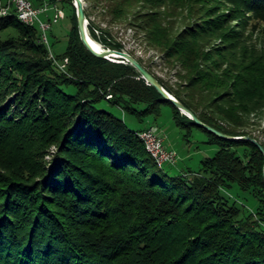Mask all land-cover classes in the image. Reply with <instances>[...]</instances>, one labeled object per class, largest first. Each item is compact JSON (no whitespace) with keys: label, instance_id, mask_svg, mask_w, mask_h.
Instances as JSON below:
<instances>
[{"label":"trees","instance_id":"obj_1","mask_svg":"<svg viewBox=\"0 0 264 264\" xmlns=\"http://www.w3.org/2000/svg\"><path fill=\"white\" fill-rule=\"evenodd\" d=\"M71 1L76 35L57 57L69 59L65 71L37 26L0 8V264H264L262 151L197 125L132 64L93 55ZM110 1L106 8L122 18L135 3L159 9L167 0ZM226 1L238 12L234 18L264 20V0ZM209 11L179 40L153 10L149 40L192 72L209 59L200 40L234 19L222 9ZM88 27L92 37L122 50L109 30L98 38L94 22ZM9 29L19 36L3 38ZM254 59L230 62L220 75L196 67L185 96L138 60L203 122L264 145L249 131V116L264 109V67L256 69L264 59ZM104 103L139 122L169 105L180 128L198 127L220 148L194 176L171 163L160 167L139 137L143 128H132Z\"/></svg>","mask_w":264,"mask_h":264},{"label":"rangeland","instance_id":"obj_2","mask_svg":"<svg viewBox=\"0 0 264 264\" xmlns=\"http://www.w3.org/2000/svg\"><path fill=\"white\" fill-rule=\"evenodd\" d=\"M38 1H42V4L57 6L64 11V17L58 23H54L52 29L48 32L50 41L48 47L57 68L60 71H65L69 59L65 58L62 61L57 57L65 53L69 35H76L73 1L57 0L53 3L50 0ZM182 1L183 3L176 0H167L160 5L159 9H154L153 5H147L144 1H141L130 6L122 18H115L110 10L106 8L111 3L110 0H84V4L89 11L88 25L89 22H94L97 27L96 34L98 38L102 36V29L109 30L114 42L120 44L122 50L129 52L137 59H142L149 69L161 78L168 87L181 93L182 96H185L188 87L192 86L195 78L193 74L197 68L205 72L210 69L216 75H220V72L230 62L233 64V62L243 61L249 65L255 60L254 58L262 57L264 59V20L252 17L242 21L238 17L234 18L233 16L238 15V12L235 11L234 5L226 0ZM3 2L7 4V0H3L2 3L0 0V6H6ZM152 2L150 1V4ZM210 8L222 9V11H219L220 13H230L228 18L234 19L230 21L226 28L200 40V48L204 53L207 52L204 58L208 57L209 59L199 60L192 72L182 61H178L176 58L170 59L162 49L149 40L148 35L151 27L149 28L148 25L151 19L148 14L151 11H159V15H161L159 20L167 29L169 26L173 28L175 38L180 40L182 36L184 37L188 33L187 27L188 29L192 28L206 15L212 13L209 11ZM1 35L3 38L8 36L18 37L19 32L15 29H9ZM92 38L103 47H108L100 40ZM218 57L220 58L218 59L220 65L216 67L214 64L216 63L215 59ZM66 59H68L67 62ZM262 66L264 67V60L256 63V69ZM256 69L252 70L258 71ZM108 90L111 92V88ZM106 97L111 98L112 94L109 93ZM100 105L122 116L129 126L134 129L143 128L142 131H144L154 127L157 128V131L164 137L165 144L178 152V160L173 165L179 170L191 171V176H194L195 173L193 174V172L200 168L203 159L214 156L220 148L219 145L207 143L208 136L200 128L193 127L191 133H188L187 129L180 128L174 121L172 107L169 105H164L160 116H149L144 122L137 121L133 115L127 113L120 106L112 107L107 103ZM249 118H251V123H254L249 127L250 133L260 141H264V109H261L259 113H252ZM147 126L148 128H144Z\"/></svg>","mask_w":264,"mask_h":264},{"label":"water","instance_id":"obj_3","mask_svg":"<svg viewBox=\"0 0 264 264\" xmlns=\"http://www.w3.org/2000/svg\"><path fill=\"white\" fill-rule=\"evenodd\" d=\"M74 4L77 10V23L80 33L81 40L85 47L95 56L99 58H105L112 60L114 62L130 63L132 64L141 74L142 78L146 80L149 85L154 86L157 91L168 101L172 102L176 107H178L183 113L191 117L195 123L209 132L215 134L216 136L228 139V140H249L253 142L264 154V145L253 137L243 135V136H232L229 135L214 126L203 122L189 107H187L183 102H181L177 97L170 93L158 80V78L150 72L135 56L130 54L125 50H118L110 47H104L99 50L93 43L91 38L88 18L85 11L84 0H74ZM117 58H114V57ZM112 57V58H111ZM115 59V60H113Z\"/></svg>","mask_w":264,"mask_h":264},{"label":"built area","instance_id":"obj_4","mask_svg":"<svg viewBox=\"0 0 264 264\" xmlns=\"http://www.w3.org/2000/svg\"><path fill=\"white\" fill-rule=\"evenodd\" d=\"M51 9L54 11L50 15L48 12ZM5 11L21 13L27 20L33 21L35 26L41 29V38L46 39L48 44H50L48 32L52 29L54 23H58L64 17V11L57 6L49 4L36 5L32 0H9V5L3 12ZM67 61L68 59H66ZM143 132L147 134L149 141L159 151V158L164 165L177 162L178 152L165 144L164 137L157 131V128L154 127Z\"/></svg>","mask_w":264,"mask_h":264},{"label":"bare ground","instance_id":"obj_5","mask_svg":"<svg viewBox=\"0 0 264 264\" xmlns=\"http://www.w3.org/2000/svg\"><path fill=\"white\" fill-rule=\"evenodd\" d=\"M2 1L3 0H1V3H2ZM6 2V1H5ZM5 2H3V4L5 3ZM6 4V3H5ZM9 5V0H7V4H6V6H0V8H1V13L7 8V6ZM14 13L16 16H17V18L22 22V23H24L25 25H27V26H35V23L33 22V21H30V20H27L25 17H24V15L23 14H21V13H15L14 11H5V12H3L2 13V15H8V14H10V13ZM36 27V26H35ZM39 30H40V34H41V29L40 28H38ZM91 38H92V36H91ZM92 40H93V43H94V45L99 49V50H102L104 47L99 43V42H97L96 40H94L93 38H92ZM41 41L43 42V43H45V44H47V46L49 45L48 44V41L46 40V39H42L41 38ZM112 58V57H111ZM114 58H117L116 56L114 57ZM113 60H115V59H113ZM142 131V130H141ZM139 132L138 134H139V137L143 140V142H144V144H145V146H146V149H147V151L153 156V158L156 160V162H157V164L160 166V167H163V162L160 160V158H159V151L158 150H156L155 149V147L153 146V144H152V142L151 141H149V138L147 137V134L145 133V132Z\"/></svg>","mask_w":264,"mask_h":264},{"label":"crops","instance_id":"obj_6","mask_svg":"<svg viewBox=\"0 0 264 264\" xmlns=\"http://www.w3.org/2000/svg\"><path fill=\"white\" fill-rule=\"evenodd\" d=\"M52 13H53V10H52V9H51V10H49L48 14H50V15H51Z\"/></svg>","mask_w":264,"mask_h":264}]
</instances>
